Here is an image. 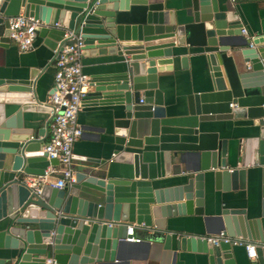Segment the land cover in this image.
<instances>
[{"label":"water","instance_id":"1","mask_svg":"<svg viewBox=\"0 0 264 264\" xmlns=\"http://www.w3.org/2000/svg\"><path fill=\"white\" fill-rule=\"evenodd\" d=\"M233 1H1L0 48L11 43L13 6L40 22L36 31L54 59L67 30L83 37L82 55L120 58L116 78L91 82L82 105L121 106L112 160L124 165L118 177L83 166L62 188L28 187L26 175L58 165L33 135L32 113L50 112L37 86L42 70L0 76V264H112L156 240L164 249L205 252L209 264H264V31L243 36ZM190 69L206 73L200 90L166 106L159 72ZM237 119L251 120L254 133L230 142L208 129ZM248 177L262 188L258 215L217 203L216 191L243 189ZM208 190L213 214L205 212ZM185 215L201 217L203 233L198 225L178 229L173 219ZM132 223L139 242L124 240ZM221 230L227 241L207 240ZM238 240L254 244L249 261L235 257L245 247Z\"/></svg>","mask_w":264,"mask_h":264},{"label":"crops","instance_id":"2","mask_svg":"<svg viewBox=\"0 0 264 264\" xmlns=\"http://www.w3.org/2000/svg\"><path fill=\"white\" fill-rule=\"evenodd\" d=\"M246 30V38H252L256 34L264 31V0H235L232 2ZM8 16H15L23 13L22 8L17 9L9 6L6 9ZM0 25V35L2 33ZM82 70L90 77L87 91L91 82L105 79L104 75L110 77L122 70V63L118 56L112 53H88L82 55ZM54 52L48 48L42 38L37 36L33 48L22 52L17 44L11 40L8 47L0 48V76L4 77H25L28 75L31 67H37L42 70L38 77L37 86L42 94V101L48 105V99L52 93L53 79L55 72ZM180 70V69H179ZM176 72H159V86L163 91L164 104L169 106L177 101L181 104L186 103V97L191 91H198L205 77V72L184 70ZM86 91V92H87ZM121 106L110 104H88L82 105L77 119L82 126L83 134L73 145L74 168L78 170L83 166L93 167L97 172H101L106 177L120 176L119 169L124 164L119 161H113V152L119 148L115 142L114 123L121 114ZM9 114L10 111H9ZM35 117L33 124V135L43 140V144L49 138V120L50 114L43 112L32 113ZM24 115H27L24 113ZM209 130H220V136L228 138L230 142H235L254 133V127L251 126V120H222L208 122ZM42 130V135H37V130ZM49 167H46L48 169ZM54 174L49 177V183H54L59 177ZM208 190L205 195L206 214H213V199L216 197L217 203L223 202V207L247 208L248 216H256L261 211L263 192L261 185L253 182L250 177L247 178L246 186L243 189L232 190L229 192L216 191V195ZM178 229L194 230L188 226H199L195 232L203 233L201 217L193 215L178 216L173 219ZM169 221V220H168ZM133 233L141 240L144 236L138 234L135 223ZM194 232V231H193ZM140 246L134 254L129 255L127 261L115 260L112 264H209L208 254L205 252L175 249L173 243L172 249H164L161 240L151 241L150 246L144 249ZM235 257L239 260L249 261L246 249L243 245L237 246Z\"/></svg>","mask_w":264,"mask_h":264},{"label":"built area","instance_id":"3","mask_svg":"<svg viewBox=\"0 0 264 264\" xmlns=\"http://www.w3.org/2000/svg\"><path fill=\"white\" fill-rule=\"evenodd\" d=\"M0 0V4H1ZM9 37L14 41L22 52L33 48L37 36L36 27L40 24L37 19L25 16L23 13L8 17ZM241 33L247 35L242 28ZM66 42L58 51L55 59V72L53 79V91L48 99L50 107L49 138L43 144L42 150L48 159L56 158L58 165L48 166L43 175H26L25 184L33 190L39 191L44 183H49V177L54 174L60 176L52 186L62 188L67 182L74 180L75 168L73 161V145L82 136V126L78 122L77 115L82 107L86 95L90 77L82 70V53L84 39L78 33L67 30L64 34ZM230 106H235L231 103ZM132 226H128L127 235L124 240L128 242H139L141 239L134 235ZM213 245L228 238L224 230L207 237ZM244 244L246 254L249 258L255 256L254 244L245 243L242 240L235 241ZM48 262L52 260L48 258Z\"/></svg>","mask_w":264,"mask_h":264}]
</instances>
